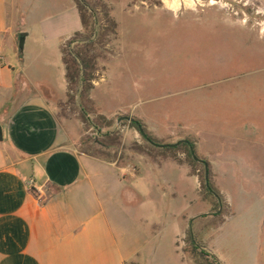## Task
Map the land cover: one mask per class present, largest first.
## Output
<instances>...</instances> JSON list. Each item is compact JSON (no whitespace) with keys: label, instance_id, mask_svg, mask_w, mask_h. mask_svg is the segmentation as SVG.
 Returning a JSON list of instances; mask_svg holds the SVG:
<instances>
[{"label":"crops","instance_id":"1","mask_svg":"<svg viewBox=\"0 0 264 264\" xmlns=\"http://www.w3.org/2000/svg\"><path fill=\"white\" fill-rule=\"evenodd\" d=\"M33 1L0 0V264H196L176 249L185 218L209 211L196 207L197 198L212 207L200 198L196 177L185 164L160 155L130 151L132 162L120 165L81 150L83 122L62 111L67 92L61 46L81 30L76 3H58V11L31 25L26 19ZM55 3L47 0L45 6ZM13 9L20 11L22 48L15 43ZM104 82L105 77L94 84L90 97L98 113L112 117L121 111L109 115L104 109L101 96H110ZM135 114L161 138L148 118ZM127 127L120 129L122 140L139 142ZM222 163L236 181H245L240 157ZM212 169L231 209L229 218L204 235L214 254V237L237 209L220 184L218 166ZM251 191L239 189L240 209L246 204L251 210L239 232L247 264H264L257 242L264 235V215L256 220ZM195 222L190 219L191 229Z\"/></svg>","mask_w":264,"mask_h":264},{"label":"rangeland","instance_id":"2","mask_svg":"<svg viewBox=\"0 0 264 264\" xmlns=\"http://www.w3.org/2000/svg\"><path fill=\"white\" fill-rule=\"evenodd\" d=\"M104 1L117 22V38H109L94 82L105 77L101 87L109 89L110 96L101 98L107 114L121 111L107 118L116 122L121 114H130L143 121L135 114L141 112L161 134L155 139L171 143L191 138L198 157L209 163L216 185L212 168L218 166L220 184L234 199L237 213L214 237L212 249L222 264H247L246 240L239 230L240 220L249 218L251 210L246 204L240 209L239 189L256 191V220L264 215V0H178V6L173 0ZM46 2H32L27 24L36 25L46 12L58 11V3L65 5L69 0H53L52 8L46 7ZM19 12L13 9L10 16L16 45L20 39ZM65 110L72 114L73 106ZM82 127L86 131L83 138L88 137L90 128ZM114 128L116 124L108 130ZM120 129L121 145L107 151L110 159L123 165L132 162L130 148L136 141H123ZM100 131L106 133L107 128ZM137 135V143H141L138 130ZM81 145L86 149L90 143ZM91 148L97 147L92 143ZM232 156L240 157V171L247 170L242 175L245 181H236L231 167L222 163ZM193 175L199 191L203 168L196 166ZM222 196L223 213L216 217L219 212L197 198L196 207L209 209L212 214L195 217V230L192 225L190 235L209 254L213 253L204 241L205 233L231 213L227 198ZM192 217L185 218L183 235L176 240V249L186 259H191L186 240ZM263 236L257 241L261 248ZM164 245L165 252L170 253L168 244Z\"/></svg>","mask_w":264,"mask_h":264},{"label":"trees","instance_id":"3","mask_svg":"<svg viewBox=\"0 0 264 264\" xmlns=\"http://www.w3.org/2000/svg\"><path fill=\"white\" fill-rule=\"evenodd\" d=\"M75 3L81 20V30L75 32L61 46V59L67 92L66 101L62 104V111L64 112L66 106L72 105L73 113H78L77 117L85 124V130L91 127L97 130L107 128V132L101 133L100 138L93 140L89 136L83 138L81 144L89 142L90 145L86 149L81 146V150L110 159L107 149L118 148L121 145V135L119 130H108L111 125L115 124V120L97 112L90 92L99 74H97L99 71L98 60L104 57L109 38L111 37L112 40L117 38V22L112 15L111 6L104 0H75ZM70 45L73 46L70 47ZM124 124L136 130L139 126L142 127L148 138L146 140L145 137L141 136V143L134 142L130 148L131 151L146 155L155 152L156 155L170 158L179 164L183 163L188 167L191 175H193L196 166H201L203 175L200 179L199 196L202 200L209 201L213 210L216 212L220 210L219 214L217 213L214 217L223 213L224 198L213 182L209 163L206 161V178L204 164H200L192 158L190 149L195 151V143L191 138H184L187 142L180 143L176 147H159L156 144L165 142L155 139L141 119L134 117V121L122 120L120 126ZM91 142L97 148L92 149ZM179 154L185 155L184 158H181ZM190 234V232L187 233L186 243L190 251V258L196 264H222L214 254H209L200 248L201 245L194 242ZM184 250L186 251V249Z\"/></svg>","mask_w":264,"mask_h":264},{"label":"water","instance_id":"4","mask_svg":"<svg viewBox=\"0 0 264 264\" xmlns=\"http://www.w3.org/2000/svg\"><path fill=\"white\" fill-rule=\"evenodd\" d=\"M22 40H23V34L20 36V39H19V48H22ZM122 120H127V121H134V117L130 114H121L117 120H116V124H119ZM138 132L140 133L141 136L145 137L146 140H148V138L146 137V134L145 132L143 131L142 127H138ZM2 128L0 126V141L2 140ZM184 142H187L186 139H178L177 141L175 142H171V143H162V144H156L157 146L159 147H176L177 145H179L180 143H184ZM191 155H192V158L200 163H203L204 166H205V177L207 178V163L205 160H203L202 158L198 157L196 152L191 148ZM212 212H204V213H201V214H198V216H202V215H211ZM195 217L191 218V221L194 219ZM190 233L192 235V229L190 228ZM192 240L195 242V239L192 237Z\"/></svg>","mask_w":264,"mask_h":264},{"label":"built area","instance_id":"5","mask_svg":"<svg viewBox=\"0 0 264 264\" xmlns=\"http://www.w3.org/2000/svg\"><path fill=\"white\" fill-rule=\"evenodd\" d=\"M94 83H95V82H94ZM119 129H120V127L117 126V124H116V128H114L113 131H115V130H119ZM87 132H88L89 136H91V137H93V138H97V137L99 136V134L101 133L100 130L93 129V127H91V128L89 129V131H87ZM134 132H135V134H136V138H138L139 136L137 135V130L134 129Z\"/></svg>","mask_w":264,"mask_h":264},{"label":"bare ground","instance_id":"6","mask_svg":"<svg viewBox=\"0 0 264 264\" xmlns=\"http://www.w3.org/2000/svg\"><path fill=\"white\" fill-rule=\"evenodd\" d=\"M178 0H173L174 6H178L179 3L177 2Z\"/></svg>","mask_w":264,"mask_h":264}]
</instances>
